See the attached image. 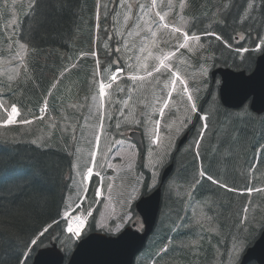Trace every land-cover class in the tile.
<instances>
[{
	"label": "trees",
	"instance_id": "16d2710c",
	"mask_svg": "<svg viewBox=\"0 0 264 264\" xmlns=\"http://www.w3.org/2000/svg\"><path fill=\"white\" fill-rule=\"evenodd\" d=\"M247 1L188 0L185 15L192 20L188 32H213L222 37L220 40L215 35L203 37L207 43L205 59L211 66H227L245 71L252 69L256 56L252 52L255 43L249 45L241 57L227 47L233 43L234 34L242 33L251 39L254 31L256 36L261 33V23H264L261 10L260 19H242ZM33 3L20 23L18 38L30 47L28 58L32 59L30 68L34 82L47 91L48 78L63 73L79 57V69L67 71L69 78L61 87L62 91L50 110L56 112L62 99L70 101L76 91L86 90L92 74L93 79L96 78L95 62L91 56L95 1L35 0ZM114 11L109 10L107 15H100L99 18L95 50L102 77L106 76L110 58L117 55L111 49L113 42H107L110 29L108 15ZM243 46L239 44L236 48ZM34 93L25 92L20 101L29 110L41 103L39 100L30 104L26 102L29 100L27 97ZM202 104L203 100L197 106L200 114L205 110ZM24 115L30 114L24 112ZM210 115L212 117L207 120L208 130L204 132L202 145L197 152L190 145L174 156L175 171L171 178L174 177L176 183L173 187L169 182L166 193L170 188L175 189L182 193V198L167 199L165 193L162 210L172 208L166 218L168 224L158 222L147 243L149 246L145 248L148 251L147 257L136 260L135 264H226L229 263L231 240L240 239L244 246H248L264 229V195L254 198L253 194L243 188L224 191L223 195H219L216 192L219 187L200 176L197 161L198 154L203 168L218 177L221 174L220 153L226 147L238 151L243 159L252 160L251 165L254 164L258 150L260 158L264 159V114L255 116L246 108L232 112L216 106ZM192 124L198 131L202 126L199 115H195ZM196 130L195 136L198 134ZM50 144L46 148L31 142L0 140V264H23L25 260L31 264L37 248L61 240L64 235L65 224L59 218L66 209L69 180L65 173L71 168V159L57 149L54 140ZM237 178L236 174L229 175L234 185L237 184ZM199 186L201 190L197 198L193 196L185 202V196L190 192L195 195ZM211 201L216 211L204 205ZM192 203L202 204L208 212L207 217L212 216V219L204 224L206 235L200 238L201 245L195 251L187 252L185 246L183 248L177 243L184 238H174L172 230L177 229L178 224H185ZM243 208L247 210V217L242 220ZM214 226L219 235L208 231ZM45 228L47 232H44ZM41 232L44 233L42 236ZM33 239L37 240L36 245L31 243Z\"/></svg>",
	"mask_w": 264,
	"mask_h": 264
},
{
	"label": "rangeland",
	"instance_id": "374dc122",
	"mask_svg": "<svg viewBox=\"0 0 264 264\" xmlns=\"http://www.w3.org/2000/svg\"><path fill=\"white\" fill-rule=\"evenodd\" d=\"M148 1L150 3L148 4ZM264 0H248L244 9L242 19L250 18L254 21L260 19L259 13L261 5ZM35 0H0V121L4 117V109H9L11 104H15L19 107L22 113H30L25 106L22 105L21 98L25 92L35 91L34 94L29 95L27 103H33L35 100H39L48 109L51 110L52 106L56 102V98L60 95L64 83L68 80L69 76L64 73H59L48 78V89L44 91L43 87L34 82L31 77V64L32 59L28 58L29 49L26 45L21 47L18 40L19 23H21L24 15H26ZM188 0H155L156 7H152L153 0H119L117 4L116 15L120 14L118 22V30L120 33L121 26L127 24L128 29V80L129 90L134 92V101L138 102L141 95L144 94V103H140L139 108L143 105L142 113L144 119L143 134L146 138L147 148L144 157L139 158V151L137 147L131 143L127 144L126 159L127 166L117 169L112 175L107 176L100 173L101 180L108 179L107 186L102 190L100 200L98 202V208L93 221V229L95 231L104 232L107 234H115L119 232L125 225L133 222H137L138 216L133 208L134 202L138 198L143 188V180L141 176L137 174L139 166L143 165V168L147 169L151 174L149 186L146 189L153 187L157 181L162 165L166 163L170 153L174 149L179 136L183 130L190 125L191 115L195 112L192 111V104H195V97L197 94H201L202 90L207 88V84H201L202 81L208 77L210 71V64L205 59L202 52V38L199 41L191 39V36L197 35L196 33L188 34L190 39L186 43L185 48H179V44L185 43L184 34L191 26L192 20L185 15V8L187 7ZM144 5V8H141ZM183 5V7L181 6ZM105 15V13H104ZM164 18L161 19L160 17ZM242 22V21H241ZM168 27H165V25ZM174 28H180V32H174ZM155 32V36H153ZM183 33V34H182ZM200 36V35H199ZM233 43L228 45L231 49L244 53L245 48L252 43V52H260L264 47V23H261V33L259 36L254 34L251 39L245 37L242 33L234 34ZM239 44H243L244 48L237 50L235 47ZM260 47H257V46ZM105 47V45H104ZM62 54V53H61ZM63 55V54H62ZM164 56H168V60L165 64L160 65V60ZM197 60V63L195 62ZM159 67L160 71L156 72L153 69ZM153 71L152 76H148V69ZM177 76H173V73ZM132 75L142 77L135 82L131 80ZM93 76V77H92ZM90 77L94 78V75ZM178 77V79H177ZM184 80V84H180L179 80ZM91 80V79H90ZM176 80V84L172 83ZM193 80L196 86L190 88V81ZM97 90V95L94 99L93 107L87 112L90 120L93 119V125L86 127V134L88 139L92 141L95 139V132L97 131L96 118L101 117L102 107L109 105L108 88L104 90V101L102 106V99L99 94V88L96 84H93ZM99 85V84H98ZM187 87L188 91H184ZM193 90V91H192ZM171 93V97H169ZM216 92H212L210 100V108L216 106ZM191 96L192 100L189 101L188 97ZM26 97V96H25ZM138 105V104H137ZM137 105L129 113V120L127 121L128 129H133V124L138 122ZM138 108V109H139ZM163 109V113H161ZM47 112V111H46ZM39 113V112H38ZM140 113V110H139ZM43 113H40L41 115ZM156 116V118H155ZM107 113L104 111V118L106 119ZM206 117H201L203 124ZM44 120L31 121V123L24 124L18 123L16 127L1 128L0 127V140H9L13 142H31L37 146H42L45 142L43 135ZM89 120V121H90ZM157 121L159 124L157 125ZM133 123V124H131ZM125 125V122H119V126ZM205 125V124H204ZM204 127V126H203ZM125 133V132H123ZM105 136V132L103 134ZM108 139L102 138L100 142V151L102 150L101 159L104 166L103 171H106L105 166L108 165V160H114L118 158L120 153L112 154V147L108 146ZM155 141V142H154ZM124 147V146H123ZM264 148V145H263ZM124 149L122 154L124 153ZM234 149L224 148L220 156L222 159L220 170L221 174L218 177L209 174L208 170L203 168L202 162L198 164L200 172H204L208 178L211 176L218 183H213L219 187L216 191L219 195H223L224 191H236V189L243 188L248 190L249 193L256 196L264 195V159L260 158V150L256 152L254 164L251 165L252 160L243 159L238 154V151ZM220 158V157H219ZM83 159L78 160V167L82 166ZM251 165V166H250ZM97 168H100L99 164ZM101 169V168H100ZM108 169V168H107ZM99 170V169H98ZM97 172V171H96ZM246 172V173H245ZM246 177H245V175ZM236 174L237 184L234 185L230 182L229 175ZM100 180V181H101ZM210 182L212 180L208 179ZM173 187L176 183L173 177L171 181ZM223 185V186H222ZM74 193H71L67 198V205L70 207L76 201L77 197L83 191V183L79 179ZM201 187L199 186L195 192L196 195L200 193ZM170 197L182 198V193L172 189ZM134 196V199L132 198ZM188 194L185 196V202H188ZM209 203H204L206 207L213 208L216 211V207ZM190 207V215L187 216V222L185 225H177V229L174 228V238H184L177 243L187 249V252L195 251V249L201 245L200 238L202 235H206V228L204 224H208L211 221L212 216L207 217V210L201 209L197 203H192ZM172 207V206H171ZM78 209L75 212L86 217L85 210ZM171 209H169L171 213ZM243 218H246L247 210L243 208ZM81 212V213H80ZM167 211L160 214L158 219L164 224H168ZM94 214V213H93ZM208 219L206 221L205 219ZM203 220V221H202ZM158 222V220H157ZM212 227L208 229L210 233L219 235V231ZM222 239V237H221ZM184 241V242H182ZM60 244L59 248L65 251L72 249L73 241L69 240L68 235L64 233L61 240H58ZM184 243V245H183ZM243 242L234 238L230 241V254L229 263L236 264L239 258V254L243 249ZM147 246H149L147 244ZM148 255L147 250H143L137 257V261L146 258ZM215 264H217L215 262Z\"/></svg>",
	"mask_w": 264,
	"mask_h": 264
},
{
	"label": "water",
	"instance_id": "95a60500",
	"mask_svg": "<svg viewBox=\"0 0 264 264\" xmlns=\"http://www.w3.org/2000/svg\"><path fill=\"white\" fill-rule=\"evenodd\" d=\"M264 12V3H263ZM250 74L218 67L211 71V78L220 77L218 89L219 100L228 109H239L249 100V109L260 115L264 113V50L256 58L255 66ZM130 137L136 140L142 150L139 134L132 132ZM184 135L178 147L185 141ZM173 169L170 163L163 169L160 185L147 197L136 203V210L141 216L143 230L134 229V225L124 228L118 235L109 237L104 234L91 233L81 239L72 251L66 264H133L136 256L144 247V243L152 232L161 201V185ZM64 256L55 243L39 249L32 264H63ZM264 264V231L254 243L243 253L239 264Z\"/></svg>",
	"mask_w": 264,
	"mask_h": 264
},
{
	"label": "flooded vegetation",
	"instance_id": "af4514ba",
	"mask_svg": "<svg viewBox=\"0 0 264 264\" xmlns=\"http://www.w3.org/2000/svg\"><path fill=\"white\" fill-rule=\"evenodd\" d=\"M121 48V46H120ZM119 48V49H120ZM127 57H121L120 59L113 57L110 58V64L113 65H120L125 67L127 65ZM127 75H122L119 83H116L117 86L121 87V90L115 93L114 96L111 95L109 91V105H108V112L111 114L113 118V114L119 113L121 117L124 119L125 125L118 126V128L123 129L125 133L124 137L121 134V137L113 136L112 133H109L108 137V146L112 147V154L116 155L120 153L118 158H114L111 161L108 160V165L111 167L105 166L106 171H103L105 175L111 176L113 173L117 171V169L123 168L127 166V157H126V149H127V142H128V112H129V105H128V80ZM115 81V80H114ZM110 85H113L112 83ZM81 93L76 91L71 99L67 97L70 101L62 99L63 102L60 103L58 107V123L57 125V146L61 150H66L68 152H72L73 154H79L82 156V161L85 163L88 161V158H84L85 154H90L91 152V141L88 139L86 134V127L93 125V119L90 120L89 110L94 105V99H92V94L89 93L87 98H81ZM90 120V121H89ZM113 123L117 124L116 121ZM135 129L140 130V126L137 125ZM91 144V147H90ZM124 146V147H123ZM90 147V149H89ZM123 149L125 150L124 153ZM99 164L101 167L104 166L102 160H99ZM108 168V169H107ZM151 192L144 190V186L140 192L139 197L146 196Z\"/></svg>",
	"mask_w": 264,
	"mask_h": 264
},
{
	"label": "snow or ice",
	"instance_id": "6c2138e0",
	"mask_svg": "<svg viewBox=\"0 0 264 264\" xmlns=\"http://www.w3.org/2000/svg\"><path fill=\"white\" fill-rule=\"evenodd\" d=\"M181 6L183 7V5H181ZM144 7H145L144 5H141V8H144ZM152 7H156L155 0H153ZM160 18L163 19L164 17L161 16ZM165 27H168V25L166 24ZM173 31H174V32H180L181 29H180V28H174ZM152 34H153V36H155L156 33L153 32ZM206 35H209V36H211V35H215V38H216L217 40L222 39V37H221L220 35L215 34V33H213V32H208V33H206ZM189 39H190V36H189L187 33H185V34H184V41H185V43H181V44H179V48H185V47H186V43H187V41H188ZM191 39H194V40L199 41V40H200V36H199V35H194V36H191ZM20 46H21V47H24V44H21ZM257 47H260V46L258 45ZM118 50H119V49H117V51H118ZM166 60H168V56H164L163 59L160 60V65L163 66V65L165 64V61H166ZM119 71H120V72H123L124 69L121 68V69H119ZM153 71L159 72V71H160V68L157 67V68L153 69ZM153 71H148V72H147V75H148V76H152V75H153ZM173 76H177V74L174 72V73H173ZM117 78H118V77H117L115 74L112 76V79H113V80H116ZM130 78H131V80H132L133 82H135V81L138 80V79H142V77H138L137 75H132ZM177 79H178V77H177ZM172 83L175 85V84H176V80H173ZM179 83H180V84H184L185 82H184V80L180 79V80H179ZM108 86L110 87L111 85H108ZM104 90H105V84L102 82V83L100 84V95H101V97H103V95H104ZM184 91H186V92L188 91L187 87H185ZM169 97H171V93H169ZM188 99H189V101H191V100H192V97L189 96ZM0 107H2V105H0ZM4 111L7 113V118L4 119V120H2V121H0V127H7L8 125H12V124H15V123H19V122H21V121H19V120L17 119V118L19 117V115H20V112H19L18 107H17L15 104L11 105V110H10V112H9L8 109H6V108L4 109ZM42 111H45V112H46V111H47V107L45 106L44 108H42ZM192 111H193V112L196 111V105H195V104H192ZM161 113H163V109H161ZM40 118L42 119V117H40ZM22 122L25 123V124L31 123V121H29V120H24V121H22ZM156 123H157V125H158V124H159V121H157ZM98 139H99V137H97V140H98ZM154 142H155V141H154ZM92 158H93V165H95L96 153H93V154H92ZM200 174H201V176H204V175H205L204 172H201ZM94 175H95V176H99L100 173H99V172H95V173H94V169H93V167H88V168H87V176L83 177V179H84V180H92V178L94 177ZM208 179L212 180L213 183H218V181H216V180H215L214 178H212L211 176H209ZM222 186H223V185H222ZM96 194H97V196L100 195V189H99V188H97V192H96ZM132 198L134 199V196H133ZM67 230H68V232H70V233L73 231L72 228H71V226H69ZM47 231H48V229L45 228V229H44V232H47ZM43 234H44L43 232L40 233L41 236H42ZM74 234L77 235V236H79V232H76V233H74ZM31 243H32L33 245H36V244H37V240H36V239H33V240L31 241ZM23 264H27V261L25 260V261L23 262Z\"/></svg>",
	"mask_w": 264,
	"mask_h": 264
},
{
	"label": "bare ground",
	"instance_id": "6f19581e",
	"mask_svg": "<svg viewBox=\"0 0 264 264\" xmlns=\"http://www.w3.org/2000/svg\"><path fill=\"white\" fill-rule=\"evenodd\" d=\"M72 221H74V223H75V222H76V221H75V218H73V220H72Z\"/></svg>",
	"mask_w": 264,
	"mask_h": 264
}]
</instances>
